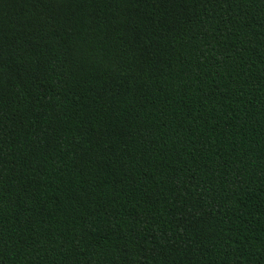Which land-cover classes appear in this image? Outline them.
<instances>
[{
	"label": "trees",
	"instance_id": "obj_1",
	"mask_svg": "<svg viewBox=\"0 0 264 264\" xmlns=\"http://www.w3.org/2000/svg\"><path fill=\"white\" fill-rule=\"evenodd\" d=\"M0 264H264V0H0Z\"/></svg>",
	"mask_w": 264,
	"mask_h": 264
}]
</instances>
